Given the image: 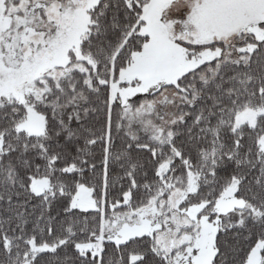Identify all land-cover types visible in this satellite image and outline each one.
I'll return each instance as SVG.
<instances>
[{"label":"snow or ice","instance_id":"snow-or-ice-1","mask_svg":"<svg viewBox=\"0 0 264 264\" xmlns=\"http://www.w3.org/2000/svg\"><path fill=\"white\" fill-rule=\"evenodd\" d=\"M0 264H264V0H0Z\"/></svg>","mask_w":264,"mask_h":264}]
</instances>
